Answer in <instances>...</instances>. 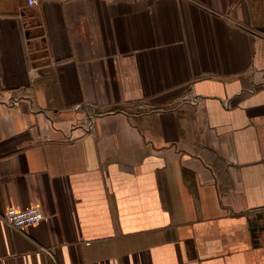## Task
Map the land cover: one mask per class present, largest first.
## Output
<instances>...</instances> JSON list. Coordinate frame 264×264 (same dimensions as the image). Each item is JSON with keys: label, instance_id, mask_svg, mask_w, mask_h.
<instances>
[{"label": "crops", "instance_id": "0c3cea01", "mask_svg": "<svg viewBox=\"0 0 264 264\" xmlns=\"http://www.w3.org/2000/svg\"><path fill=\"white\" fill-rule=\"evenodd\" d=\"M0 264H264V0H0Z\"/></svg>", "mask_w": 264, "mask_h": 264}, {"label": "built area", "instance_id": "2783aa9c", "mask_svg": "<svg viewBox=\"0 0 264 264\" xmlns=\"http://www.w3.org/2000/svg\"><path fill=\"white\" fill-rule=\"evenodd\" d=\"M26 3L28 6H33L38 3V0H26ZM42 215L43 213L38 207H29L23 210L8 208L3 212L2 218L10 228L19 230L40 223L44 217Z\"/></svg>", "mask_w": 264, "mask_h": 264}]
</instances>
